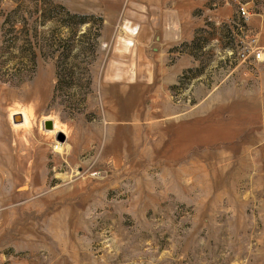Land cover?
<instances>
[{"label": "rangeland", "instance_id": "rangeland-1", "mask_svg": "<svg viewBox=\"0 0 264 264\" xmlns=\"http://www.w3.org/2000/svg\"><path fill=\"white\" fill-rule=\"evenodd\" d=\"M158 1L0 0V264H264V0Z\"/></svg>", "mask_w": 264, "mask_h": 264}, {"label": "crops", "instance_id": "crops-1", "mask_svg": "<svg viewBox=\"0 0 264 264\" xmlns=\"http://www.w3.org/2000/svg\"><path fill=\"white\" fill-rule=\"evenodd\" d=\"M191 4L184 5L183 13L187 21L183 23L184 28L180 24V0H159L155 6L156 19L154 21V28L151 23L146 21L142 26V32L155 31L158 42H161L164 48H170L178 44L181 40H187L194 34L197 26V19L192 15V9L196 5V0H191ZM141 36V35H140ZM193 58L190 54L183 53L180 55L176 63L175 69H183L190 65Z\"/></svg>", "mask_w": 264, "mask_h": 264}, {"label": "trees", "instance_id": "trees-1", "mask_svg": "<svg viewBox=\"0 0 264 264\" xmlns=\"http://www.w3.org/2000/svg\"><path fill=\"white\" fill-rule=\"evenodd\" d=\"M44 1L51 3L50 2L51 0H44ZM41 15L45 19L55 21L60 26H70V22H74V24L76 23V25H77L80 22H77V21L75 22L76 19H78V20H84L85 19L84 15L74 14V13L70 12L69 10H67L63 5H59V4L55 5V7H52L47 11H44L43 13H41ZM75 29H73V30H75ZM98 36H99V33H96V37H98ZM25 58L28 62V65H26V66H30L33 68V65L35 63L34 54L30 53L29 55H26ZM32 68H30V70Z\"/></svg>", "mask_w": 264, "mask_h": 264}, {"label": "built area", "instance_id": "built-area-1", "mask_svg": "<svg viewBox=\"0 0 264 264\" xmlns=\"http://www.w3.org/2000/svg\"><path fill=\"white\" fill-rule=\"evenodd\" d=\"M241 13L243 15H246V11L244 9L241 10ZM254 57L256 59H262L263 58V51L261 49H257L254 53Z\"/></svg>", "mask_w": 264, "mask_h": 264}, {"label": "water", "instance_id": "water-1", "mask_svg": "<svg viewBox=\"0 0 264 264\" xmlns=\"http://www.w3.org/2000/svg\"><path fill=\"white\" fill-rule=\"evenodd\" d=\"M51 124H52V123H51L50 121H45V122H44V125H45V128H46V129L51 128ZM61 136H62V137H61L60 140L63 141V140H64V139H63V135H61Z\"/></svg>", "mask_w": 264, "mask_h": 264}]
</instances>
